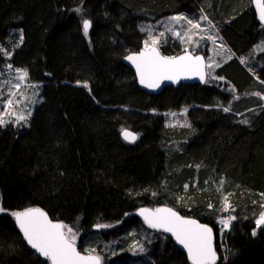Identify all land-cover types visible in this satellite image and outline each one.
I'll use <instances>...</instances> for the list:
<instances>
[{
  "label": "trees",
  "instance_id": "1",
  "mask_svg": "<svg viewBox=\"0 0 264 264\" xmlns=\"http://www.w3.org/2000/svg\"><path fill=\"white\" fill-rule=\"evenodd\" d=\"M223 2L217 21L209 18L234 53L216 70L224 81L151 95L122 57L144 48L145 27L193 16L200 0H0V66L3 49H15L11 65L43 86L27 126H0V264H50L28 247L12 215L34 207L73 228L80 251L94 246L105 264H191L172 237L136 215L160 206L212 226L216 264H264V226L255 225L264 205V107L247 95L264 92V51L258 69L239 61L252 58L264 25L253 6ZM14 29L23 31L19 47ZM158 47L166 56L184 51L172 34ZM183 110L188 126L170 128L168 114ZM123 130L137 140L125 141ZM187 180L201 191L180 203L174 185ZM225 203L236 219L220 242ZM144 229L154 236L144 241L145 253L119 251L128 245L125 234L140 237Z\"/></svg>",
  "mask_w": 264,
  "mask_h": 264
},
{
  "label": "snow or ice",
  "instance_id": "2",
  "mask_svg": "<svg viewBox=\"0 0 264 264\" xmlns=\"http://www.w3.org/2000/svg\"><path fill=\"white\" fill-rule=\"evenodd\" d=\"M255 3L258 9V18L264 24V0H255ZM75 11L79 12L80 9H76ZM200 19L206 21L209 28L214 27L207 16H202ZM171 21L177 24L183 21L190 26L183 33L175 31L171 26L166 29L177 38H180L182 42H185V37L188 43L193 42V36L195 35L193 29L201 33L208 32V29L203 28L198 21L182 15L171 17ZM90 27L91 22L84 19L83 32L85 36L88 35ZM164 35L165 32L163 31L159 33V37H163ZM205 38L213 44L216 43L213 35H207L206 37L204 35L200 36L201 40ZM21 39H23L22 35ZM149 40H151V44L145 41L144 50L138 55L127 57L135 65L140 83L145 87L156 88L159 87L160 82L163 80L177 82L181 78L188 79L192 76H198L201 82H205V76H210V73L205 72V68H211L215 61H210L206 65L202 56L195 55L187 49H185V54L182 56H162L157 47L159 42L158 37L149 35ZM260 47L264 49V45ZM228 58H231L230 53ZM241 62L243 63L244 60L242 59ZM8 68L11 70L12 65L9 64ZM15 71L17 73V80L25 81L27 79L28 73L26 70L16 69ZM211 78L215 79L216 77ZM12 87L18 90L20 84H14ZM84 87H87V84ZM8 95L9 99L5 102V106L11 108L14 104L12 97L15 96V93L10 91ZM261 99H264V97H261ZM224 111H229V108H224ZM24 119L26 117L19 115L16 118V122ZM244 122L246 123V121ZM5 123L6 121L0 117V126ZM122 136L129 143H134L137 139V136L128 130H123ZM185 187L187 188V185ZM224 199L227 201V197ZM230 207L231 205L226 204L225 211ZM2 211L4 209L0 208V212ZM12 215L15 217L28 244L46 260L50 261V264H100L101 258L99 256H83L77 251L75 246V233L71 227L62 223H53L39 208H30L23 212H14ZM140 215L144 217L145 223L150 228L171 233L177 242L187 250L192 264H216L217 254L213 247L212 229L208 226L199 224L195 220L185 219L169 208H157L154 211L145 208L140 210ZM235 219L236 217L233 215L221 219L219 223L222 225V231L229 229L231 222ZM255 225L257 229L264 225V212L255 220ZM255 234L256 232L253 231V235ZM140 250L143 251L142 248Z\"/></svg>",
  "mask_w": 264,
  "mask_h": 264
},
{
  "label": "rangeland",
  "instance_id": "3",
  "mask_svg": "<svg viewBox=\"0 0 264 264\" xmlns=\"http://www.w3.org/2000/svg\"><path fill=\"white\" fill-rule=\"evenodd\" d=\"M200 1H201V3L198 6L199 10H200L199 13H196L193 16L188 15L186 13L174 15V16L182 15V16H185L189 19H193L195 21H198L199 23H201V26L203 28L208 29L207 33H201L198 30L193 29V32L195 33V35L193 36V42L188 43L187 38L185 37L184 38L185 42H182L183 48H184V50L187 49L189 51H192L193 53L206 51L208 63L210 61H215V63H213V66L211 68H208V73H210V76L208 75V78L212 79L211 77H216L215 80L224 81V78L221 79L220 77L216 76V70L220 66H222L225 63V61L229 60V58H228L229 53L231 55H234V53L231 52L230 46L223 39L221 34L217 31V29L215 27L216 24L212 23V25L214 27L209 28V25L207 24V22L200 19L202 16H208V19H209V16H210L211 18L214 19V21H217L216 17H220V13H222V11H219L220 3H224L223 2L224 0H200ZM249 1H250V3H249ZM225 3H228V2H225ZM229 3H237L233 7H236L239 5H246V6L248 5V8H249V7L253 6L251 0H229ZM171 17H173V16H171ZM171 17L159 21L154 26H147L144 28L145 32H147V35H148L147 41L149 44H151V40H149V35H152L154 37H158L159 42H158L157 46L159 45L161 40L169 34H172L175 38H177L173 33L168 32L166 30L169 26H171L175 31H179L181 33L186 31L190 27L189 25L185 24L183 21H181L179 24L171 21ZM162 31L165 32V35L163 37H159V33ZM16 32H18V34H16V35H17L18 41H19V44H17V45L19 47L20 44L23 42V39H21V35L23 37V31L20 29H18V30L14 29V30H11L10 34H14ZM201 35H204L205 37L207 35H213V37L216 40V43L213 44L211 41L207 40L206 38L201 40L200 39ZM177 39H180V38H177ZM261 45H264V40H261L259 42V44L255 46L254 55L252 56V58L250 56H242L241 58H239L240 63L242 65L244 64L245 66H247L246 67L247 70L249 67H251V65H252L251 68H255V69H258L259 67H261L260 63H258L256 66L254 65L255 58H258L259 54L264 51V49H262L260 47ZM14 52H15V49H13L11 51L3 49V53H4L6 61L2 67L0 66V117H2L6 121L5 124L13 123L18 128L20 127L21 129H23L22 127H25L29 124L30 118L33 116V113H34L36 107L43 102V86L41 84L29 82L28 77L25 81H19L16 79L17 73L15 70L16 69L26 70V69L25 68H14L13 66H12L11 70L8 68V65L11 64V57H12ZM218 53H220V54H218ZM242 59L244 60L243 63L241 62ZM217 65H219V66H217ZM251 71H255V70H251ZM252 75L254 76V74H252ZM17 83L20 84V88L18 90L12 87V85L17 84ZM10 91L15 93V96L12 97V99L14 100V104L11 108H7L5 106V102L9 99L8 93ZM257 94H259V95H257ZM247 95L254 96L256 99H258L259 101L262 102V106L264 107V99H261V97H264V92L256 91V92H252V94H247ZM245 97H247V96H245ZM5 113H7V114H5ZM185 113H186V110H183L181 112L169 113L167 116L168 117L167 118V125L170 128H174V129H180L182 127L188 126V122H187V120H185ZM19 115H23L24 117H26V119L19 121V122H16V118ZM5 124H3V125H5ZM176 146H178V145H176ZM170 180L172 182H174V181H178L179 179H174V180L170 179ZM186 185H187V188L185 187ZM199 187L200 186L197 185L196 180L192 181V185H191L190 180H187V181L183 182L182 184L175 183L174 189H176V196L179 200L178 202H180V203L190 202L191 200L196 199L195 198L196 197L195 190L201 191ZM226 204L230 205L229 203L224 204V206L221 210V215L217 219V224H218L219 229H220L219 230V235H220L219 239H221L220 242L223 241V238L225 237V235L231 230V227L235 221L234 220L231 222V227L229 229L222 231V225L219 223V221L221 219L228 217L229 215L234 216L231 207L227 211H225ZM262 212H264V207L261 209V212H259L258 215L255 217V220L259 218V216ZM1 213H3V211L0 212V214ZM262 226H264V225H262ZM109 228H112V226L108 225L104 229H101V230H108ZM256 230H257V228H256ZM65 231H66V229H65ZM73 232H74V229H73ZM124 237L127 238V240H129L128 245H126V247L125 246L122 247L120 244L119 251H123L125 248H130V249H132V251L129 250L131 252V255L134 257H137L138 255L145 253V248L143 246L144 241L145 240H151L154 236H153V232H151L147 229H144V231L142 232L140 237H138L136 235V232H134L133 230L129 231L127 234H125ZM114 242H111L105 246V248H104V249H106L104 251L105 253L109 250L110 245ZM75 244L78 245V237L76 234H75ZM141 248L143 249V251L140 250ZM86 253L100 255L101 259H102V264H105L104 262L106 261V259H105L104 255H101L99 252H96V249L94 246L90 247V248L86 247Z\"/></svg>",
  "mask_w": 264,
  "mask_h": 264
},
{
  "label": "water",
  "instance_id": "4",
  "mask_svg": "<svg viewBox=\"0 0 264 264\" xmlns=\"http://www.w3.org/2000/svg\"><path fill=\"white\" fill-rule=\"evenodd\" d=\"M251 1H252V3H253V7H254V9H255L257 15L259 16V14H258V9H257L256 3H255V0H251ZM258 20H259V18H258ZM259 22H261V21L259 20ZM263 25H264V24H263ZM157 47H158V46H157ZM158 49H159V52H160V54H161L162 56H166V55H164V54L161 52V50H160L159 47H158ZM143 50H144V48L140 49L139 51L130 52V53L126 54L125 56L122 57V62H123L124 64H126L129 68L132 69V71L134 72V74H135V76H136V80H137V84H138V86H139L142 90L146 91L147 93H149V94H151V95H158V94H160L163 90H165V89H167V88H169V87L178 88V87H180L181 85H193V84L204 85V84L207 82V77H208V75L205 76V82H201V80L199 79L198 76H192L191 78H188V79L181 78V79H179L177 82H172V81H170V80H163V81L160 82L159 87H156V88H148V87H145L143 84L140 83V78H139V75L137 74V71H136V67H135V65H134L131 61H129V60L127 59L128 56H131V55H138V54H139L141 51H143ZM188 51H189V50H188ZM189 52H191V51H189ZM184 54H185V51H183V52H181V53H179V54H177V55H175V56H167V57H177V56H182V55H184ZM194 54H195V55H200V56H202V57L204 58V62H205V64H206V65L208 64V63H207V58H206L205 54H203V53H194ZM205 72L208 73V68H207V67L205 68ZM128 131H129V130H128ZM130 132H132V131H130ZM132 133H134V132H132ZM134 134H135V135L137 136V138H138V135H137L136 133H134ZM122 137H123V136H122ZM123 139H124V138H123ZM124 140H125V139H124ZM136 140H137V139H136ZM125 141H126V140H125ZM127 142H128V141H127ZM34 208H39V207H34ZM145 208H146V209H149V210H153V211L155 210V209H151V208L143 207V208H140L139 210L136 211V215H137L139 218H141L142 221H143L144 223H145V220H144V217L140 215V210H141V209H145ZM158 208H169V209H172V210H173L174 212H176L179 216H181V217H183V218H185V219L195 220L197 223L202 224V225H206V226H208L209 228H211V229H212V234H213V247H214V250L216 251V254H217V260H216V262L218 261V259H219V255H218V252H217V250H216V234H215V231H214V229L212 228V226H210L209 224L203 223V222L199 221V220L196 219V218L182 216L178 211H176L175 209H173V208H171V207H168V206H160V207H158ZM39 209H40L41 211H43V212L47 215V217L49 218V220H51L53 223H62L61 221H55V220H52L51 217L48 215V213H47L46 211H44V210L41 209V208H39ZM156 209H157V208H156ZM27 210H28V209H27ZM24 211H26V210H24ZM20 212H23V211H20ZM13 217H14V216H13ZM14 219H15V217H14ZM15 224H16L17 229L19 230V232H20L21 235L23 236L25 242L27 243L28 247H29L32 251H34L36 254H38L40 257L44 258V257L41 256L39 253H37V252L35 251V249H33V248L28 244L27 240L25 239V237H24V235H23V232L20 230V227H19V225L17 224L16 219H15ZM62 224H63V223H62ZM145 224H147V223H145ZM147 225H148V224H147ZM152 229L155 230V231H158V232H163V233H165L166 235L172 237V238L174 239V241L176 242L177 246L180 248V250H182V251L187 255V257H188V259H189V256H188V252H187V250H186L181 244H179V243L177 242V240L175 239V237H174L171 233H169V232H164L163 230H157V229H154V228H152ZM75 246H76L77 251H78L81 255H83V256H87V255L99 256V255H97V254L84 253V252L80 251V249H79V247H78L77 244H75ZM99 257H100V256H99ZM100 258H101V257H100ZM44 259H45V258H44ZM189 260H190V259H189ZM190 262H191V260H190ZM100 264H102V259H100ZM191 264H192V262H191Z\"/></svg>",
  "mask_w": 264,
  "mask_h": 264
},
{
  "label": "flooded vegetation",
  "instance_id": "5",
  "mask_svg": "<svg viewBox=\"0 0 264 264\" xmlns=\"http://www.w3.org/2000/svg\"><path fill=\"white\" fill-rule=\"evenodd\" d=\"M203 52L207 55L206 51H203Z\"/></svg>",
  "mask_w": 264,
  "mask_h": 264
},
{
  "label": "bare ground",
  "instance_id": "6",
  "mask_svg": "<svg viewBox=\"0 0 264 264\" xmlns=\"http://www.w3.org/2000/svg\"><path fill=\"white\" fill-rule=\"evenodd\" d=\"M252 2V1H251ZM252 5H253V3H252Z\"/></svg>",
  "mask_w": 264,
  "mask_h": 264
}]
</instances>
